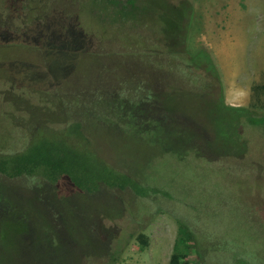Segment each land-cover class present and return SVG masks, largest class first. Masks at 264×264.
<instances>
[{
  "label": "trees",
  "instance_id": "1",
  "mask_svg": "<svg viewBox=\"0 0 264 264\" xmlns=\"http://www.w3.org/2000/svg\"><path fill=\"white\" fill-rule=\"evenodd\" d=\"M2 1L6 18L0 23V40L21 47L31 43L29 49L43 58L42 64L30 60L6 66L3 57L0 64L7 68L9 88H25L30 109L45 102L57 106L51 111L57 121H51L54 125L29 127L22 148L0 154V175L7 178L0 180V218L4 224L20 226L19 257L16 263L6 264H90L102 255L114 259L115 251H108L102 234L106 220L123 215L127 201L120 192L139 197L169 195L101 155L92 143L96 133L104 136L113 131L121 136L127 130L134 138L153 133L162 145L168 141L163 145L166 151L178 148L181 157L191 153L217 161L231 153L228 145H244L237 143L242 120H258L250 109L225 102L218 69L207 48L188 51V17H192L188 0L179 7L161 2L162 10H153L158 15L154 27L141 41L124 42V50L111 45L107 51L93 32L81 28L73 8L66 11L54 4L43 25V15L42 19L34 15L36 6L27 5L29 0ZM105 1L126 21L148 16L137 0ZM22 7L28 14L18 25L16 16ZM140 10L144 13L138 14ZM47 57H68L73 62L87 58L97 67L84 92L78 90L79 83L69 92L57 78L64 63L51 66ZM22 71L31 76L17 81ZM261 76V82L251 86V107L264 108V67ZM50 94L56 101L53 97L48 102ZM109 234L112 230L107 227L105 235ZM190 234L185 225L179 226L167 264H199L189 256L194 251ZM135 239L147 247L145 233L138 232ZM0 251H4L1 243ZM4 256L8 257L0 254V264Z\"/></svg>",
  "mask_w": 264,
  "mask_h": 264
},
{
  "label": "rangeland",
  "instance_id": "2",
  "mask_svg": "<svg viewBox=\"0 0 264 264\" xmlns=\"http://www.w3.org/2000/svg\"><path fill=\"white\" fill-rule=\"evenodd\" d=\"M137 1L148 14L143 17L146 20L126 21L127 18L105 0H77L76 4L73 0H29L26 3L36 6L34 15L40 18L43 15V25L57 4L66 11L77 10L81 28L93 32L102 42V50L107 51L111 45L124 50V42L141 41V36L154 27L158 15L153 10H162L161 2L166 7H179L185 2ZM188 1L192 4V17H188V51L194 52L200 46L207 48L217 66L225 102L237 97V105L233 106L250 109L259 116L258 120H242L237 143L244 145H228L226 148L230 147L231 153L217 161H208L191 153L181 157L178 148L166 151L163 145L168 141L162 145L152 137L153 133L136 138L127 130L121 136L113 131L103 133L104 136L96 133L92 143L101 155H108L125 170L142 176L147 184L166 190L169 195L156 193L139 197L120 192L127 201L123 215L106 220L112 234L105 235L107 227L102 234V239L108 240V251H115L114 259L102 255L90 264H167L178 228L183 225L192 235L190 244H193L194 251L189 256L199 264H240L242 261L264 264V108L250 106L251 86L254 82H261L264 67V52L262 59L257 56L260 47L264 49V0ZM47 4L53 6L49 8ZM19 10L16 16L18 25L23 24L28 14L25 7ZM140 12L138 14L144 13ZM5 18L6 12L0 8V23ZM0 42V61L4 57L6 66L9 62L15 65L20 61V65H24L30 60L40 63L43 59L34 54L35 50L29 49L31 43L21 47L3 40ZM255 57L258 62L254 61ZM46 59L51 66L64 63L57 78L62 88L68 91L79 83L78 90L84 92L91 82L92 70L97 67L87 58L75 62L68 57ZM6 66L0 64V154L22 148L29 127L39 128V124L50 126L57 122L51 114L56 110V104L49 106L45 102L38 109H30L24 99L28 98L26 89L9 88ZM30 76V72H23L16 78L19 81ZM211 78L214 82L212 75ZM50 95L48 102L54 97ZM56 99L54 97L53 101ZM32 101L39 104L35 99ZM0 178L7 179L2 175ZM19 229V225L4 224V219L0 218V243L4 248L0 254L8 256L2 259L3 264L16 263L19 257L16 251ZM138 232L147 235V247L143 248L136 241Z\"/></svg>",
  "mask_w": 264,
  "mask_h": 264
},
{
  "label": "crops",
  "instance_id": "3",
  "mask_svg": "<svg viewBox=\"0 0 264 264\" xmlns=\"http://www.w3.org/2000/svg\"><path fill=\"white\" fill-rule=\"evenodd\" d=\"M263 52H264V49L262 48V46L260 47V52H259V54L257 55L258 56V58H260V59H262V54H263ZM256 56V57H257ZM256 57H255V59H254V61H257L256 60ZM258 62V61H257ZM235 99H237V97H235V96H233V100H227V104H229V105H237V104H235Z\"/></svg>",
  "mask_w": 264,
  "mask_h": 264
}]
</instances>
